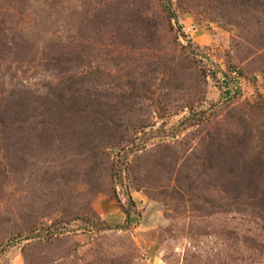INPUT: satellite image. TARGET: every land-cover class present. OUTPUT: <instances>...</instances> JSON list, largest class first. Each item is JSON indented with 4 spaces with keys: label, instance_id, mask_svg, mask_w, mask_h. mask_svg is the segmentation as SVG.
Instances as JSON below:
<instances>
[{
    "label": "rangeland",
    "instance_id": "obj_1",
    "mask_svg": "<svg viewBox=\"0 0 264 264\" xmlns=\"http://www.w3.org/2000/svg\"><path fill=\"white\" fill-rule=\"evenodd\" d=\"M0 264H264V0H0Z\"/></svg>",
    "mask_w": 264,
    "mask_h": 264
}]
</instances>
